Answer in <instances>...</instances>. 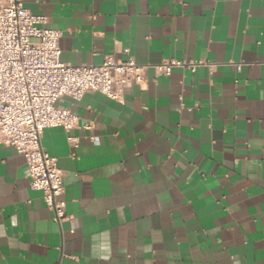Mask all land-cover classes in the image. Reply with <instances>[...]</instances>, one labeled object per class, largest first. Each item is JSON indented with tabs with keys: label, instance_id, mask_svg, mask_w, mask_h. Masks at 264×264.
I'll return each instance as SVG.
<instances>
[{
	"label": "crops",
	"instance_id": "1",
	"mask_svg": "<svg viewBox=\"0 0 264 264\" xmlns=\"http://www.w3.org/2000/svg\"><path fill=\"white\" fill-rule=\"evenodd\" d=\"M24 6L62 32V62L134 60L146 83L59 102L80 119L42 137L64 172L61 224L0 144V264H264V0ZM170 60L206 65L158 74Z\"/></svg>",
	"mask_w": 264,
	"mask_h": 264
},
{
	"label": "built area",
	"instance_id": "2",
	"mask_svg": "<svg viewBox=\"0 0 264 264\" xmlns=\"http://www.w3.org/2000/svg\"><path fill=\"white\" fill-rule=\"evenodd\" d=\"M43 24L45 18L31 14L24 0H0V144L26 160L31 189L42 192L54 220L61 224L67 218L64 172L43 148L42 137L50 128L71 132L80 119L59 102L80 101L88 92L119 102L127 86H144L147 67L113 58L99 66L66 64L61 61L62 32L40 28ZM204 65L170 60L156 71L170 76L174 68H189L195 73ZM241 70L238 65L237 71Z\"/></svg>",
	"mask_w": 264,
	"mask_h": 264
}]
</instances>
